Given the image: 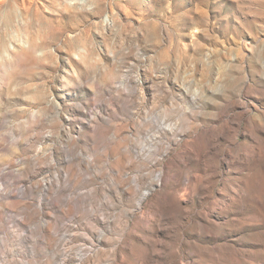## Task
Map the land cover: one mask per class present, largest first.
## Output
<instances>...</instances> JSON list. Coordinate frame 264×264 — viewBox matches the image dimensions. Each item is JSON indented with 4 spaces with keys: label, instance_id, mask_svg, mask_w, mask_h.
<instances>
[{
    "label": "rangeland",
    "instance_id": "374dc122",
    "mask_svg": "<svg viewBox=\"0 0 264 264\" xmlns=\"http://www.w3.org/2000/svg\"><path fill=\"white\" fill-rule=\"evenodd\" d=\"M0 264H264V0H0Z\"/></svg>",
    "mask_w": 264,
    "mask_h": 264
}]
</instances>
